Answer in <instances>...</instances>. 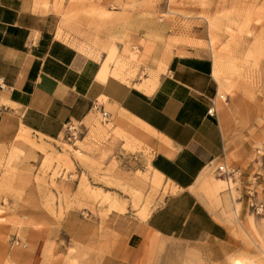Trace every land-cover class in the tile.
<instances>
[{
	"label": "rangeland",
	"instance_id": "374dc122",
	"mask_svg": "<svg viewBox=\"0 0 264 264\" xmlns=\"http://www.w3.org/2000/svg\"><path fill=\"white\" fill-rule=\"evenodd\" d=\"M54 2L58 36L124 83L161 76L177 46L211 55L227 150L201 189L230 236L188 244L150 231L167 186L150 168L149 137L95 110L58 139L20 125L0 141V264H264V216L246 194L264 202V0ZM115 21L132 29H106ZM223 163L229 179L216 171Z\"/></svg>",
	"mask_w": 264,
	"mask_h": 264
},
{
	"label": "crops",
	"instance_id": "0c3cea01",
	"mask_svg": "<svg viewBox=\"0 0 264 264\" xmlns=\"http://www.w3.org/2000/svg\"><path fill=\"white\" fill-rule=\"evenodd\" d=\"M48 1L0 0V141L13 137L20 125L58 139L95 110L123 125L128 119L148 135L150 168L163 180L161 189L167 186L144 225L182 243L227 240L229 224L201 189L206 168L227 150L211 55L196 47L172 48L166 71L158 73L149 93L109 75L97 81L101 62L58 36L61 14ZM98 1L103 7L105 0ZM130 19L141 17L132 13ZM131 26L115 21L105 27ZM212 102L215 113L209 114Z\"/></svg>",
	"mask_w": 264,
	"mask_h": 264
},
{
	"label": "built area",
	"instance_id": "2783aa9c",
	"mask_svg": "<svg viewBox=\"0 0 264 264\" xmlns=\"http://www.w3.org/2000/svg\"><path fill=\"white\" fill-rule=\"evenodd\" d=\"M207 112L209 114H214V105L212 102V107H210ZM100 114L102 115L103 119H107V112L106 111H100ZM216 171L218 174L220 175H224V177L226 179H229V175L231 173V171L228 169L226 164H222V165H218L216 167ZM246 194L247 196V207L250 208L252 210L253 213L257 214V215H261L264 216V202L261 200H257V198L254 195V190L252 189H247L246 190Z\"/></svg>",
	"mask_w": 264,
	"mask_h": 264
},
{
	"label": "bare ground",
	"instance_id": "6f19581e",
	"mask_svg": "<svg viewBox=\"0 0 264 264\" xmlns=\"http://www.w3.org/2000/svg\"><path fill=\"white\" fill-rule=\"evenodd\" d=\"M210 41V40H209ZM81 46V45H80ZM87 49V48H86ZM89 50V49H88ZM106 60V59H105ZM105 60H103L101 63L102 67L101 69L98 71L97 75H96V78H97V81H102L105 79V72L104 71H107L105 70V66L106 65V62ZM215 64V63H214ZM100 65V66H101ZM217 67V66H216ZM214 67L213 68V75H216L218 72H217V68ZM157 81H158V74L157 73H149V76L148 77H144L140 82L136 83L135 84V87H137L138 89H142L144 92H147L149 93L151 90L154 89V87L156 86L157 84ZM157 177H160L157 173H154Z\"/></svg>",
	"mask_w": 264,
	"mask_h": 264
}]
</instances>
